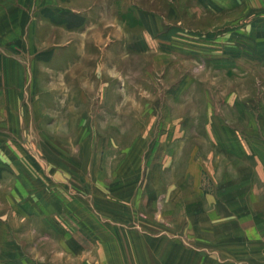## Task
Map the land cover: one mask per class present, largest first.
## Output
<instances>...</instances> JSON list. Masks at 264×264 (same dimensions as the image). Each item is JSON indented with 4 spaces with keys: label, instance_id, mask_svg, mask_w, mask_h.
I'll use <instances>...</instances> for the list:
<instances>
[{
    "label": "rangeland",
    "instance_id": "1",
    "mask_svg": "<svg viewBox=\"0 0 264 264\" xmlns=\"http://www.w3.org/2000/svg\"><path fill=\"white\" fill-rule=\"evenodd\" d=\"M252 1V10L220 13L177 7L174 25L151 27L119 24L116 10L106 19L94 0L86 25L62 28L45 54L26 59L24 95L17 89V105L0 121V264L70 257L37 218L45 196L51 205L61 195L68 210L92 216L119 205L134 216L111 222L119 228L166 222L160 195L180 170L163 166L180 145L178 131H188L190 157L198 145L211 151L207 131L243 132L264 119V7ZM155 8L168 11L161 0ZM214 115L222 120L208 121ZM133 188L134 201L126 197ZM45 216L46 226L58 219ZM64 230V239L85 240Z\"/></svg>",
    "mask_w": 264,
    "mask_h": 264
},
{
    "label": "crops",
    "instance_id": "2",
    "mask_svg": "<svg viewBox=\"0 0 264 264\" xmlns=\"http://www.w3.org/2000/svg\"><path fill=\"white\" fill-rule=\"evenodd\" d=\"M158 1L100 0L101 16L107 19L109 11L116 10L119 24L167 26L175 24L172 15L178 11L177 7L188 12L195 5L194 9L203 12L220 13L243 5L252 10L253 2L161 0L168 9L167 15H162L155 10ZM257 4L263 8L264 0H257ZM94 7V0H0L1 122L8 120L12 106L24 95L26 59L37 53L45 54L46 44L57 43L62 38V28L74 30L78 25H86ZM167 18L172 21L168 22ZM128 19L133 22H127ZM17 89L21 93L15 98ZM209 120L222 119L216 120L214 115ZM178 133L175 137L180 138V145L171 148L163 166L165 170H180L178 179L165 184L160 195L165 223L160 221L153 226L150 221L134 220V227L119 228L111 222L129 224L134 217L119 205L116 210L98 206L93 220V211L81 212L77 207L68 210L61 195L52 199L51 205L44 197L42 208H49L43 211L38 207L37 218L46 231L63 238L61 246L70 255L59 259V264H264V119L243 132L230 127L207 131L212 139L211 151H204L198 145L190 157L185 146L188 131L181 128ZM137 182L139 185L140 179L133 187ZM136 191L133 188L126 197L134 201L139 197H135ZM45 212L58 215L52 226H46ZM64 215L72 220L62 225ZM65 227L75 232L78 229L85 240H78L73 233L64 239ZM25 261L9 260L6 264H25ZM42 264L46 263L42 261Z\"/></svg>",
    "mask_w": 264,
    "mask_h": 264
}]
</instances>
